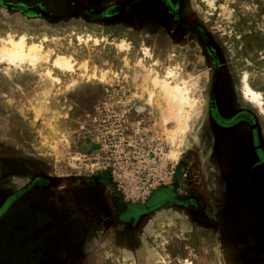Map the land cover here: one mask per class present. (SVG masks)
Masks as SVG:
<instances>
[{"label": "rangeland", "instance_id": "rangeland-1", "mask_svg": "<svg viewBox=\"0 0 264 264\" xmlns=\"http://www.w3.org/2000/svg\"><path fill=\"white\" fill-rule=\"evenodd\" d=\"M7 34L72 71L0 62V264H264V114L239 90L264 94V0H0ZM155 77L185 82L180 133ZM188 199L243 251L176 237Z\"/></svg>", "mask_w": 264, "mask_h": 264}, {"label": "bare ground", "instance_id": "bare-ground-1", "mask_svg": "<svg viewBox=\"0 0 264 264\" xmlns=\"http://www.w3.org/2000/svg\"><path fill=\"white\" fill-rule=\"evenodd\" d=\"M210 3L212 4V2ZM89 38L90 35L87 34L85 40H88ZM77 39L79 42L84 40L80 36H77ZM118 47L123 48L125 47V45L121 44L118 45ZM145 52H147V50H145ZM0 62H5L8 67L12 66L21 70L23 69V67H27L29 70L36 71L40 67H42V65L48 64L52 65L60 71H72L71 64L63 56L56 55L51 60L50 52L44 50L42 44L27 42L26 36L24 34H7L4 38H0ZM166 76H171L170 72H168ZM42 77L48 83L59 82L57 78L50 75V70H47L44 74H42ZM154 82L156 85H159L162 90L165 91L170 99H173L175 104L179 106L178 108H176L177 112L175 119L181 126V129H179V131L177 130V132H182L185 120L179 116V113L182 112L181 107L182 105L186 104L187 100V96L183 94V90L185 89V82L182 80L179 81V83L171 84L170 82H168V80L163 79V77H155ZM239 90L244 101L257 109L261 114H264V94L261 90L255 88L249 83L248 74L246 71L239 75ZM48 93L49 92L46 93L47 96ZM46 97H41L42 99L40 104L44 105V100ZM53 130L54 129H52L51 131L53 132ZM182 264H193V262L192 260L186 259L182 261Z\"/></svg>", "mask_w": 264, "mask_h": 264}, {"label": "crops", "instance_id": "crops-1", "mask_svg": "<svg viewBox=\"0 0 264 264\" xmlns=\"http://www.w3.org/2000/svg\"><path fill=\"white\" fill-rule=\"evenodd\" d=\"M169 209L176 210L182 215L181 219H178L175 225H173L174 229L172 230V233H174L176 237L187 236V237H190L191 240H196L197 238L198 241L203 240V242H205L206 245L208 244L209 239L213 238L212 233H205V232L203 233L200 231L202 225H204L203 227H205V229H210V227H212L210 226L212 223L210 224L208 221H206V219L204 220V219H200V217L199 218L194 217L193 215L189 213V211H187L186 208L182 206H174ZM185 220H187L186 223H185ZM147 223L148 221L145 222V220L142 222V218L140 221L136 222L135 226L133 227V231L131 232V234L133 235L135 239L134 241H137L138 237L141 235L139 233L141 226L143 225L144 227ZM187 225H189L188 231L186 230ZM217 231H219L221 235H225L224 236L225 245H226L224 249L225 251L230 252L232 249L234 250L239 249L240 253L243 251L242 249L243 245H242V242H240L242 240V235H241L242 233L232 234L233 232L231 231L228 225H225V226L222 225V228L220 230L217 229ZM167 232L168 231H165V232L163 231V236L165 234L167 235ZM238 234H239V239H238ZM232 240H234L235 242L238 241V243L232 245L231 244ZM80 264H82V262Z\"/></svg>", "mask_w": 264, "mask_h": 264}, {"label": "flooded vegetation", "instance_id": "flooded-vegetation-1", "mask_svg": "<svg viewBox=\"0 0 264 264\" xmlns=\"http://www.w3.org/2000/svg\"><path fill=\"white\" fill-rule=\"evenodd\" d=\"M158 196H155V198H152V200H150L149 201V203H154V204H156L154 207H152L151 209H148L147 211L146 210H144V211H142L137 217H135V215L134 214H132V212H131V210L125 215L126 217H127V221L126 222H128V224H129V222H130V228H131V230L133 229V227H134V225L136 224V222H137V220H138V218L141 216V215H145L146 213H149V212H151L152 210H154V209H157L161 204H163V202H166V201H169L170 200V198L169 197H164L163 199H161V195H159V194H157ZM159 198V199H158ZM196 203H198V202H196V200H192V199H188V200H184V201H179V202H176L175 201V205H177V206H182V207H184V208H189V206L191 207H193V209L195 208H197V206H196ZM138 214V213H137ZM239 214L241 215V216H243L244 215V212L242 211V207L239 209ZM204 220L206 219V221H208L211 225L210 226H212V227H210V228H212L214 231H216L217 229L218 230H220L221 228H222V225L223 224H219V223H217V222H214V221H211V220H209V218H203ZM225 225H228L229 226V228L231 229V231L232 230H234V229H236V226H235V224L232 226L231 225V223H229V224H225ZM225 225H223V226H225ZM215 228H216V230H215ZM227 230V229H226ZM222 231V230H221ZM84 257H83V255H81L80 254V256H79V258H77V261H76V264H80L81 262H82V264H84V259H83ZM65 259V258H64ZM64 259H63V261H64ZM65 262H66V259H65ZM64 262V263H65ZM41 264H43V263H41Z\"/></svg>", "mask_w": 264, "mask_h": 264}]
</instances>
